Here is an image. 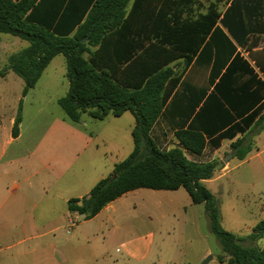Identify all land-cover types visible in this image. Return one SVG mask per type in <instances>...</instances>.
I'll return each mask as SVG.
<instances>
[{"label":"trees","instance_id":"trees-1","mask_svg":"<svg viewBox=\"0 0 264 264\" xmlns=\"http://www.w3.org/2000/svg\"><path fill=\"white\" fill-rule=\"evenodd\" d=\"M157 1L0 0V33L28 42L8 55L0 75L9 69L19 76L24 95L51 58L62 54L68 88L57 103L67 118L76 122L83 113L96 119L108 113L132 114V150L86 195L68 199L69 211L88 219L130 190L182 187L192 203L203 204L210 231L221 247L222 254L217 255L220 262L264 264V247L254 244L264 236V217L243 236L224 229L216 198L203 183L220 163L218 159L197 162L188 157L202 152L204 135L191 128L176 129V144L169 148H161L151 135L153 123L179 80L172 63L182 61L184 68L220 17V11L210 4L204 13L192 18L187 11L192 0H175V10L174 0H170L168 15V0H161L159 8ZM227 4L219 21L234 40L241 42L238 33L249 30L241 26L235 11L248 9L251 0H228ZM20 111L21 99L12 127L14 135ZM263 124L264 111L253 128L259 130ZM229 147L233 156L243 159L250 142L242 136Z\"/></svg>","mask_w":264,"mask_h":264},{"label":"crops","instance_id":"crops-1","mask_svg":"<svg viewBox=\"0 0 264 264\" xmlns=\"http://www.w3.org/2000/svg\"><path fill=\"white\" fill-rule=\"evenodd\" d=\"M161 2L157 1V8ZM262 3L261 0H251L248 9H236V18H240L241 26L249 30L246 34L238 33L241 42L234 40L219 21L228 4L220 10L214 28L189 63L178 73L179 80L151 128V135L161 148L176 144L173 132L179 128H191L204 135L205 146L202 152L188 157L197 162L218 157L222 165L203 183L215 180L227 172L232 159L237 161L235 166H244L242 173L248 175L247 181L254 191L253 200L259 212L254 220L245 224L244 233L237 234L239 236L248 234L264 217V124L259 130L253 128L256 119L264 111ZM166 8L170 15V0ZM13 37L0 39V44L8 46L9 43H18ZM134 37L139 39V36ZM57 55L51 58L34 86L26 93L35 88ZM63 60L65 64V58ZM176 63L172 65L175 67ZM7 74L8 70H5L1 78L4 79ZM2 90L0 108L5 105ZM15 116H9L8 125L3 129L5 140L0 144V264H79L83 251L87 259L96 264H126L124 260H112L107 254V247L114 239L124 248L126 260L131 259L137 263L145 260L146 253L139 246L140 235L119 228L114 203L121 196L135 190L144 197L154 200L166 197L169 203H173L177 197H183L179 191L182 187L175 190L133 189L108 202L91 218L85 219L78 212L68 210V199L86 195L113 168L86 187L85 192H79L74 179L69 184L64 181V175L71 169V165L50 158L46 150L37 149L38 144L29 149L19 142L8 148V145L18 142L20 138L21 119L16 134H12ZM133 125L134 121L130 133ZM242 136L248 138L250 150L243 159H237L229 145Z\"/></svg>","mask_w":264,"mask_h":264},{"label":"rangeland","instance_id":"rangeland-1","mask_svg":"<svg viewBox=\"0 0 264 264\" xmlns=\"http://www.w3.org/2000/svg\"><path fill=\"white\" fill-rule=\"evenodd\" d=\"M227 2L192 0L187 11L195 18L204 13L210 4L220 11ZM6 37L13 36L0 33V39ZM13 38L18 43H9L8 46L0 44V70L7 65L6 55L20 50L27 43L23 39ZM63 59V55L58 54L43 72L35 88L24 96L20 77L9 69L4 79L0 75V89H3L5 104L0 108V144L5 140L3 129L8 125L9 116L16 114L21 99L20 138L8 148L19 142L29 149L38 144L37 149L46 150L50 158L71 165L64 175L65 184L72 183L74 179L79 192H85L86 187L106 175L114 163L130 153L133 148L130 128L134 119L126 111L119 116L107 114L102 119L83 113L79 121L69 120L57 103V99L67 90ZM182 66V61L175 64L177 73ZM215 159L221 166L222 160L218 157ZM236 163L232 159L227 172L204 185L216 198L222 227L242 234L245 224L256 218L259 207L254 203V191L249 187L248 175L242 173L244 166L237 167ZM135 191L118 198L114 203L115 214L119 228L140 235L139 246L145 251L146 258L141 263L126 260L124 248L114 239L107 247V254L112 260H124L126 264H202L211 255L204 264H223L217 259V255L222 254L221 247L210 231L202 203H192L183 188L179 190L183 197H177L173 203H169L166 197L154 200ZM244 243L248 244L249 241L244 240ZM254 244L263 246L264 238ZM81 258L79 264H96L87 259L84 251Z\"/></svg>","mask_w":264,"mask_h":264},{"label":"water","instance_id":"water-1","mask_svg":"<svg viewBox=\"0 0 264 264\" xmlns=\"http://www.w3.org/2000/svg\"><path fill=\"white\" fill-rule=\"evenodd\" d=\"M230 156V155H229ZM79 204H80V202H79ZM211 258V255H208L205 259H204V261L202 262V264H204V263H206V261L208 260V259H210Z\"/></svg>","mask_w":264,"mask_h":264}]
</instances>
